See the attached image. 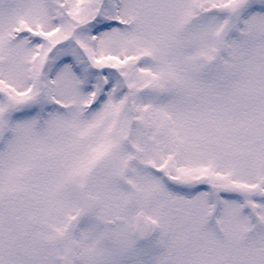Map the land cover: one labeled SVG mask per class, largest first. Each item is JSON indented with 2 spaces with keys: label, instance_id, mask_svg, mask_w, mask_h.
I'll use <instances>...</instances> for the list:
<instances>
[{
  "label": "snow or ice",
  "instance_id": "snow-or-ice-1",
  "mask_svg": "<svg viewBox=\"0 0 264 264\" xmlns=\"http://www.w3.org/2000/svg\"><path fill=\"white\" fill-rule=\"evenodd\" d=\"M0 264H264V0H0Z\"/></svg>",
  "mask_w": 264,
  "mask_h": 264
}]
</instances>
